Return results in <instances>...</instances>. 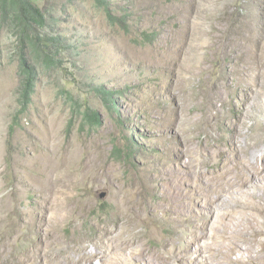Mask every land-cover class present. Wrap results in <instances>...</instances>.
I'll list each match as a JSON object with an SVG mask.
<instances>
[{
  "label": "rangeland",
  "instance_id": "374dc122",
  "mask_svg": "<svg viewBox=\"0 0 264 264\" xmlns=\"http://www.w3.org/2000/svg\"><path fill=\"white\" fill-rule=\"evenodd\" d=\"M32 1L53 10L58 52L23 98L14 39L0 36V262L99 264L78 252H105L112 233L164 264H187L189 246L233 264L229 237L264 196V0H110L123 27L91 2ZM88 160L108 178L77 181L60 208L62 171ZM125 255L110 264H136Z\"/></svg>",
  "mask_w": 264,
  "mask_h": 264
},
{
  "label": "bare ground",
  "instance_id": "6f19581e",
  "mask_svg": "<svg viewBox=\"0 0 264 264\" xmlns=\"http://www.w3.org/2000/svg\"><path fill=\"white\" fill-rule=\"evenodd\" d=\"M235 130L237 132L240 131L238 128H236ZM236 151L238 152V154L240 155L242 154L241 147L236 146ZM243 163L245 167L246 168L248 167L249 169L253 165V163L249 162V159L248 161L244 159ZM84 166L88 170L85 171L84 169V172H82L81 174H78L79 172H77L76 175H72L69 172L67 173L66 171L64 172L62 171L61 179L64 188L60 189L61 186H59V188L56 191H53L52 193L53 202L60 208L62 207V200H61L62 194H64L67 191V189L70 190L71 188H73L75 184L78 183L77 181H79V183H83V181H85L86 179H90L89 180L91 182L90 184L100 185L95 182H99L102 178L104 179L108 178L107 173L103 172L102 170L101 172H95L96 169H94L95 170L94 172L90 170L93 168L92 161L89 160L86 161ZM52 169L56 170V166L52 165L51 162L46 161L44 165V170L42 169L43 171L42 173L45 176H47L48 174H50L51 171H53ZM92 180H94L95 182ZM47 182L48 181L44 179L38 182L35 181L34 183L37 189L48 192L50 190L49 188H51V185ZM245 183L247 182L244 181L242 185H244ZM263 184L261 182L260 183L261 186L259 187H262ZM115 189H117V186L115 187ZM114 196L118 201L119 211L122 212L123 214L125 208H127L128 206V201H126L124 197L118 196L116 193ZM261 203L262 204L258 203L249 207L250 209L249 212H251L249 218L243 219L244 224H240V223L237 224L236 225L237 234L234 233L229 237V243L227 245L226 252L224 253V255L228 257L229 262L233 264H264V232H262L258 226V222H260L264 226V196H263V201ZM63 209H64V205H63ZM215 210H216L215 206H212L210 204L201 213V216L207 215L208 217L209 216L211 217L214 214ZM63 213L67 215L69 213V210L64 209ZM64 214L55 215L53 217L54 221L59 222L60 219L65 218L66 216ZM122 214L120 213L121 217H123ZM182 215L183 213L181 214L179 213V216ZM192 216H193L192 213L186 214V217L188 218H191ZM109 239H110V245L108 250L101 253L100 251L97 250H90L88 246H85L82 248V250L80 249L81 251L78 252L79 260H82L84 262L87 261L91 262L98 257L99 264H110L111 262L118 263L121 259L128 261L125 252H129L130 255L136 254L137 256V259L135 260L136 264H164V261H161L160 257L153 255L149 251L133 248L132 247L133 245L129 241L118 242V240L120 239L113 237L112 233H110ZM252 247L257 248L259 250V253L255 254L254 252H252ZM212 251L214 250L212 248H209L208 250L209 255H207L200 248L195 249L193 251L190 248V246L187 247L186 252L184 251L185 253L190 254L189 255L190 261L187 264H208V262H210L212 259L218 260V258L214 256ZM95 252L99 253L98 256H95ZM236 255L241 256V258H236L235 260L229 259V257ZM73 263L75 264L77 263V261L75 260L73 261ZM0 264H7V263L0 262Z\"/></svg>",
  "mask_w": 264,
  "mask_h": 264
},
{
  "label": "trees",
  "instance_id": "16d2710c",
  "mask_svg": "<svg viewBox=\"0 0 264 264\" xmlns=\"http://www.w3.org/2000/svg\"><path fill=\"white\" fill-rule=\"evenodd\" d=\"M83 1L91 2L102 11L111 26L123 27L129 17L127 13L115 15L110 0ZM53 13L52 9L39 7L32 0H0V36L14 39V60L23 98L29 99L32 94L30 90L37 78V68L50 66L57 55V36L50 32ZM83 118L89 123L97 121L93 111H85Z\"/></svg>",
  "mask_w": 264,
  "mask_h": 264
}]
</instances>
